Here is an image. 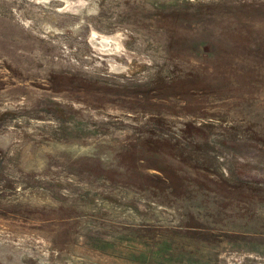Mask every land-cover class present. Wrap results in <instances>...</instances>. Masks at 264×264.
I'll return each instance as SVG.
<instances>
[{"label": "rangeland", "instance_id": "1", "mask_svg": "<svg viewBox=\"0 0 264 264\" xmlns=\"http://www.w3.org/2000/svg\"><path fill=\"white\" fill-rule=\"evenodd\" d=\"M0 264H264V0H0Z\"/></svg>", "mask_w": 264, "mask_h": 264}]
</instances>
